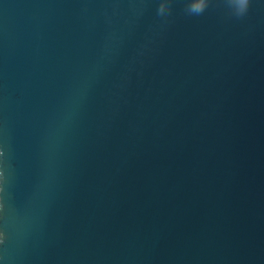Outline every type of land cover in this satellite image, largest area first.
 Masks as SVG:
<instances>
[{"label": "water", "instance_id": "95a60500", "mask_svg": "<svg viewBox=\"0 0 264 264\" xmlns=\"http://www.w3.org/2000/svg\"><path fill=\"white\" fill-rule=\"evenodd\" d=\"M0 0V264H264V0Z\"/></svg>", "mask_w": 264, "mask_h": 264}, {"label": "clouds", "instance_id": "9594fccd", "mask_svg": "<svg viewBox=\"0 0 264 264\" xmlns=\"http://www.w3.org/2000/svg\"><path fill=\"white\" fill-rule=\"evenodd\" d=\"M227 5L230 14H234L237 17H243L248 9L250 0H224ZM210 0H187L185 11L189 15H200L209 6ZM171 12L170 0H160L157 8V15L165 17ZM3 150L0 149V154H3ZM6 181L5 173L3 171L2 163H0V193L4 192V183ZM0 243H3L0 240Z\"/></svg>", "mask_w": 264, "mask_h": 264}]
</instances>
